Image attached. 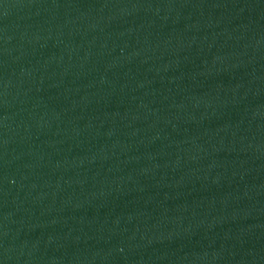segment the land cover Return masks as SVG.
I'll list each match as a JSON object with an SVG mask.
<instances>
[{
    "label": "water",
    "instance_id": "obj_1",
    "mask_svg": "<svg viewBox=\"0 0 264 264\" xmlns=\"http://www.w3.org/2000/svg\"><path fill=\"white\" fill-rule=\"evenodd\" d=\"M264 0H0V264H257Z\"/></svg>",
    "mask_w": 264,
    "mask_h": 264
}]
</instances>
